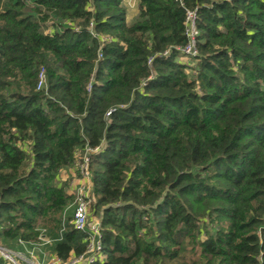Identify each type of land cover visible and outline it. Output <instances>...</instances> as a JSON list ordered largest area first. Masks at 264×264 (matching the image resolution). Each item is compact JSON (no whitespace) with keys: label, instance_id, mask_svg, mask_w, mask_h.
<instances>
[{"label":"trees","instance_id":"obj_1","mask_svg":"<svg viewBox=\"0 0 264 264\" xmlns=\"http://www.w3.org/2000/svg\"><path fill=\"white\" fill-rule=\"evenodd\" d=\"M87 148L93 264H264V0H0V246L84 252Z\"/></svg>","mask_w":264,"mask_h":264},{"label":"built area","instance_id":"obj_2","mask_svg":"<svg viewBox=\"0 0 264 264\" xmlns=\"http://www.w3.org/2000/svg\"><path fill=\"white\" fill-rule=\"evenodd\" d=\"M130 7H133V4L130 3ZM198 15L195 9H187L186 10V28L185 34L187 37V44L184 47H178L177 49L181 52L185 57H193L198 53L197 49V38L199 35V29L197 26ZM95 35V33H93ZM103 41L105 37L102 38ZM102 55L100 54L99 57ZM40 83L39 86L42 85L44 81V74L41 72L40 74ZM93 149L87 148L86 151L79 157L77 161L78 171L81 175V180L79 181L78 186L71 181L70 188L77 189L78 198L75 206L73 207V218L72 225L75 230L80 232L83 235V240L85 242V250L83 253L79 255H72L67 260L56 256L43 263L41 261H37V264H93L95 261L103 258L102 254V229L101 224L98 220H94L91 218L90 211V202H91V173H90V156L89 152ZM49 243V240L44 242ZM28 249L27 252L32 253L35 249ZM1 256L10 261L12 264H36L29 262L27 259L23 257L24 250H12L5 247L0 246Z\"/></svg>","mask_w":264,"mask_h":264},{"label":"rangeland","instance_id":"obj_3","mask_svg":"<svg viewBox=\"0 0 264 264\" xmlns=\"http://www.w3.org/2000/svg\"><path fill=\"white\" fill-rule=\"evenodd\" d=\"M135 0H124V4L125 5H127L128 6V8H129V10H131V7H130V3L131 4H135ZM67 173V176L69 177V175H71L70 176V183H71V181H73V183L75 184V185H77L78 186V184H79V181L81 180V175H80V173H79V171H78V167H77V165H75L74 167H72L71 169H70V172L68 171V172H66ZM69 192H71V193H73L74 195H75V198H74V201H73V207L75 206V203L77 202V198H78V191H77V189H71L70 188V184H69ZM90 193H92V186H91V192ZM91 195V194H90ZM93 203V199H92V196H91V202H90V210H91V204ZM91 214H92V218L94 219V220H98L99 221V218L97 217V216H95V215H93V212L91 211ZM0 244L1 245H5L4 243H2V242H0ZM41 244H37L36 246H35V248L36 249H34L33 251H32V253H29V252H25V253H23V257L25 258V259H27L29 262H34V263H36L37 264V261L39 260V257H40V255H41V251L40 250H43L44 249V245H42V246H40ZM1 252V251H0ZM41 252V253H40ZM46 256H48L49 254H48V252L46 251ZM0 264H12L10 261H8V260H5L2 256H1V253H0ZM47 264V263H46Z\"/></svg>","mask_w":264,"mask_h":264},{"label":"crops","instance_id":"obj_4","mask_svg":"<svg viewBox=\"0 0 264 264\" xmlns=\"http://www.w3.org/2000/svg\"><path fill=\"white\" fill-rule=\"evenodd\" d=\"M136 2H135V4H133V7H131V12H133V11H135L136 10V7H137V0H135ZM41 245L40 246H42V245H44V249L43 250H40L41 252V255H40V257H39V261H41V262H43V263H45V262H47L48 260H50V259H52V258H55L57 255L56 254H54L52 251H51V249L49 248V247H47V244H45V243H40ZM34 246H36V245H34ZM35 248V247H34ZM28 249H33V247L31 248V247H28V246H26V245H24V251L25 252H27L28 251ZM36 249V248H35ZM46 251L48 252V256H46Z\"/></svg>","mask_w":264,"mask_h":264}]
</instances>
